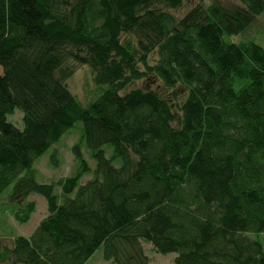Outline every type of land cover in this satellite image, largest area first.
Segmentation results:
<instances>
[{
	"label": "trees",
	"instance_id": "1",
	"mask_svg": "<svg viewBox=\"0 0 264 264\" xmlns=\"http://www.w3.org/2000/svg\"><path fill=\"white\" fill-rule=\"evenodd\" d=\"M198 1L177 18L184 0H0V195L14 184L21 224L33 194L48 210L0 264H86L101 247L113 264H149L143 242L175 264H264V48L226 40L264 0ZM71 62L106 87L88 107L68 88ZM146 78L159 90L122 93ZM77 123L75 174L39 182L35 162Z\"/></svg>",
	"mask_w": 264,
	"mask_h": 264
},
{
	"label": "rangeland",
	"instance_id": "2",
	"mask_svg": "<svg viewBox=\"0 0 264 264\" xmlns=\"http://www.w3.org/2000/svg\"><path fill=\"white\" fill-rule=\"evenodd\" d=\"M74 1V0H72ZM212 2H220L223 5L240 4L238 0H207L203 3L205 7H208ZM200 2L198 0H184V4L180 9L170 10L177 18H182L192 8L196 7ZM226 40L234 43H247L256 42L264 48V13L260 15L254 22V24L247 29L244 33L226 38ZM157 53H153L150 56V63L154 64L157 61ZM74 68V72L67 80V85L71 93L82 103L84 107H88L96 98L100 96L102 91L106 87L102 88L98 86L94 81V75L89 66L78 65L71 62ZM3 73L2 67H0V74ZM158 82L150 78L145 80L134 82L122 91L123 94L130 92L133 89H153L159 90ZM237 88H239L237 86ZM9 121L13 123L17 128L23 129V113L20 110H16L9 117ZM82 141V123H77L68 133L61 139L59 144L55 145L48 153L43 155L35 162V168L39 172L38 180L41 183H53L58 182L66 177L75 174L78 169V163L72 153V148L75 144ZM110 152L111 150L108 149ZM58 152L61 165L54 167L51 165V155L53 152ZM82 152L89 166L95 168V160L92 157V152L84 145H82ZM93 178V173L85 174L80 185L86 184ZM14 190V184L10 185L0 195V246L11 245L13 239L16 236L30 237L39 223L48 215L47 202L45 198L38 194H33L29 201H35L37 204L36 212L32 215L30 221L26 224H21L15 218V204L12 201V195ZM55 194L60 195V187H56ZM255 237V236H252ZM143 247L146 255L148 256L149 264H175V258L177 254L171 253L167 255L159 254L156 252L152 244L143 242ZM86 264H113L111 261H106L103 256V248L101 247L90 258Z\"/></svg>",
	"mask_w": 264,
	"mask_h": 264
}]
</instances>
